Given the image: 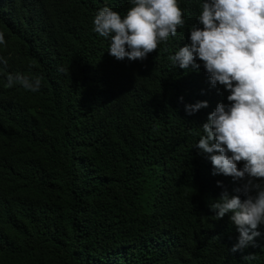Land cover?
I'll return each mask as SVG.
<instances>
[{
  "label": "trees",
  "instance_id": "obj_1",
  "mask_svg": "<svg viewBox=\"0 0 264 264\" xmlns=\"http://www.w3.org/2000/svg\"><path fill=\"white\" fill-rule=\"evenodd\" d=\"M178 2L184 26L130 61L93 29L131 0H0V264H264V225L232 252L237 226L210 207L242 182L195 147L209 76L169 57L204 0Z\"/></svg>",
  "mask_w": 264,
  "mask_h": 264
},
{
  "label": "clouds",
  "instance_id": "obj_2",
  "mask_svg": "<svg viewBox=\"0 0 264 264\" xmlns=\"http://www.w3.org/2000/svg\"><path fill=\"white\" fill-rule=\"evenodd\" d=\"M131 3L123 18L110 7L99 10L93 30L110 37L108 52L117 60L142 61L184 26V13L178 0ZM197 19L190 43L169 59L174 68L199 70L198 59L209 76L213 111L200 126L203 135L195 147L211 154L213 175L242 182L236 195L225 190L210 205L217 220L231 214L239 232L231 249L236 252L260 236L257 229L264 225V0H204ZM39 84L37 79L27 86L35 91ZM207 107V101H198L185 105V111L191 115Z\"/></svg>",
  "mask_w": 264,
  "mask_h": 264
}]
</instances>
